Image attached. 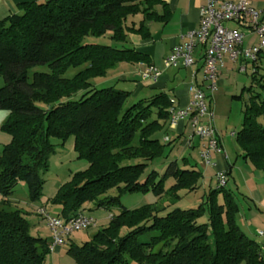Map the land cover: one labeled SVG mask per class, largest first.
Segmentation results:
<instances>
[{
    "label": "trees",
    "instance_id": "16d2710c",
    "mask_svg": "<svg viewBox=\"0 0 264 264\" xmlns=\"http://www.w3.org/2000/svg\"><path fill=\"white\" fill-rule=\"evenodd\" d=\"M18 10L0 21V77L5 83L0 110L9 113L1 131L10 137L0 154V264H45L48 241L30 234L25 214L9 199L21 181L31 201L40 199L42 174L56 150L52 139L63 146L73 138L77 160L88 163L53 198L65 220L85 214L89 204L95 209L119 206L129 193L174 200L182 191L195 190L202 175L172 162L161 177L156 171L144 177L163 152L154 135L161 122L169 121L167 93L124 109L130 93L92 89V81L119 63H149L126 44L132 34L149 39V25L168 20L163 0H46L20 4ZM88 38L107 43H86ZM38 66L47 72L30 76ZM71 68L81 70L65 78ZM257 75L256 67L252 81L260 92L243 90L248 103L235 140L243 158L264 174V125L259 122L264 119V77ZM169 178L174 184L165 189ZM111 191L116 195L110 196ZM205 205L164 216L150 206L122 209L90 242L71 245L67 253L77 264H264L260 245L237 224L231 192L225 187L211 190Z\"/></svg>",
    "mask_w": 264,
    "mask_h": 264
},
{
    "label": "rangeland",
    "instance_id": "374dc122",
    "mask_svg": "<svg viewBox=\"0 0 264 264\" xmlns=\"http://www.w3.org/2000/svg\"><path fill=\"white\" fill-rule=\"evenodd\" d=\"M86 43H107L103 40H95L88 38ZM257 43L256 38L252 41ZM256 65L247 64L245 73H239L236 70L239 67H233L231 70L225 68L220 80L222 81V86H217L213 93H210V100L212 113L214 115V126L218 130L224 141V147L226 153L230 157V163L238 161L236 167H245L243 159L242 149L240 144L235 140L236 138L230 137L232 132H239L241 130L243 121V111L245 105L248 103V95L246 92L243 93V98L240 97L243 90L252 87L255 92H260L258 86L252 81V75L257 67L258 75L257 79L264 77V54H260ZM240 61V60H239ZM242 64V63H241ZM240 64V66H241ZM242 66H244L242 64ZM81 69L71 68L64 75L65 78H73ZM114 71L110 70L105 77L98 78L92 81V89H103V88H114L115 90H121L130 93L127 101H125L124 109L129 108L133 104L140 100L149 99L156 92L148 91L144 85H142L139 76L136 74V67L129 65L126 67L122 65ZM33 72H47L45 67H35L31 70L30 76ZM121 72L128 73L125 81H121L118 75ZM5 85L4 80L0 77V88ZM140 93V94H138ZM138 95V96H136ZM151 95V96H149ZM79 95L75 97L77 100ZM233 97H236L233 98ZM9 116L6 111L0 110V154L6 144L9 143L10 137L1 131V126L5 123ZM259 122L264 125V119L260 118ZM162 129L154 135V138L159 140V143L163 145L162 155L157 159L153 160L145 170L144 177L147 176L151 171H156L161 177L165 173V169L172 163L176 162L178 168H190L193 167L196 171L200 172L202 178L200 184L193 191H182L178 194L179 198L172 199L170 196L158 197L152 193L142 194V193H129L122 196L119 199V206H114L111 208H101L95 209L93 205H87V210L85 214L92 217L95 221L94 225L87 230L75 231L66 240L65 244L60 248H55L54 251H50V254L46 257L45 264H77L72 256H70L67 251L71 245L82 246L87 242L92 240V237L101 229L107 227L109 221L113 216L119 214L122 209L133 211L139 210L142 207L150 206L152 209L156 210L160 216H164L170 211L180 209L181 210H195L201 206H206V198L211 190L217 189V182L214 176V169L212 166H207L201 158L202 143H199L197 139L193 140L194 148L189 149V152L184 155L187 162H184L179 155H181L184 150L183 140L176 139L175 129L170 127L167 122H161ZM169 140L170 143H166ZM52 144L56 145L55 153L49 158L48 170L46 173L42 174L44 180V188L42 191V196L39 200L31 201L29 189L27 184L23 181L16 184L13 189V193L9 201L17 206V209L21 210L25 214V218L31 225L30 234L33 237H40L46 239L49 243V250L52 244L53 236L50 230L46 226L45 219L41 214H38L39 209H45L48 214L53 217H57L60 214L61 207L53 203V198L56 196L58 190L65 183L69 182L73 175L76 173H82L88 169V163L84 160H77V154L74 150L73 138H69L63 146L60 145V141L52 139ZM239 157V158H238ZM137 161H130L128 164H135ZM138 163V162H137ZM214 158L212 159V164H214ZM249 167L253 165L248 162ZM239 176L235 173L227 182L225 189H231L235 192L236 188L234 186V181L236 182ZM211 179V182H210ZM174 184L173 180L169 178L166 180L165 189H169ZM245 191V190H244ZM242 193V192H240ZM110 196H115V191H111ZM237 195V194H236ZM235 195V200L241 207V213L245 212V204L240 199V197ZM0 195V201H1ZM219 203H222V197H219ZM243 210V211H242ZM206 215L200 220V222H206ZM245 233V232H244ZM248 235V234H246ZM249 238L255 240L253 237ZM161 245L154 251L159 250Z\"/></svg>",
    "mask_w": 264,
    "mask_h": 264
},
{
    "label": "crops",
    "instance_id": "0c3cea01",
    "mask_svg": "<svg viewBox=\"0 0 264 264\" xmlns=\"http://www.w3.org/2000/svg\"><path fill=\"white\" fill-rule=\"evenodd\" d=\"M46 0H0V21L19 13L18 6L23 3L30 2H43ZM167 5L169 11L168 20L163 23H151L149 25L151 37L149 39H142L138 35H128V42L126 47L133 48L135 51L146 55L149 59V63H137V64H127L119 63V67L125 65L128 67L132 65L136 67V74L139 76L143 87L148 91L165 92L168 94L170 99H175L178 108L187 109L193 100V94L190 91V87L195 86L202 89L207 96V104L211 111L210 92L207 90V85L204 82L202 73V54L203 47L197 46L193 53L194 65L189 68H172L165 65V58L171 53L173 47L177 45H182L186 42L185 36L189 32L195 31L199 26L200 21V9L206 5L207 0H163ZM218 2H233L237 3L240 1H247L251 6L257 9L261 13V20L264 21V0H214ZM159 15L161 14V8H158ZM255 37H248L245 41V47H249L253 44L252 42ZM240 60V59H239ZM237 60L233 63L228 59L224 60V65L220 71V76L217 81V86H222V81L220 80L225 68L231 70L233 67H239L236 69L239 73H245L246 65L249 64L243 60ZM244 66H242V64ZM241 64V66H240ZM254 65L253 63H250ZM148 66H153L160 72V76L156 82L150 79H144L143 74L148 68ZM255 66V65H254ZM117 66L113 69H115ZM128 73L121 72L118 78L121 81H125ZM216 90V89H215ZM140 94V93H138ZM138 96V95H136ZM151 96V95H149ZM153 96V95H152ZM151 96V97H152ZM243 96V91L240 95ZM236 99V97H233ZM213 114V113H212ZM214 120V115H213ZM170 127V121L167 122ZM214 126V123H213ZM176 132V139L183 140L184 150L182 151L181 159L183 160L184 155L189 152V149H193L194 143L189 141V137L192 135V127L189 120L178 124L176 127H172ZM215 128V127H214ZM216 130V129H215ZM218 135V142L221 148L220 153H214V164L212 167L214 169V176L216 177L217 172H226L227 182L236 173L239 178L234 181V186L236 188L235 192L231 189L234 201L235 195L240 197V199L245 204V212L241 213V207L236 202L238 206L237 224L242 232L248 234L255 239V241L260 245L262 252H264V174L256 170L254 167H249L248 160L243 159L245 167H236L237 160L234 163H230V157L225 151L224 141L216 130ZM230 137L236 138V133L232 132ZM166 143H170L166 140ZM239 158V157H238ZM211 182V179H210ZM227 184V183H226ZM227 190V189H226ZM245 190V191H244ZM242 192V193H240ZM243 211V210H242ZM58 216V215H57Z\"/></svg>",
    "mask_w": 264,
    "mask_h": 264
},
{
    "label": "built area",
    "instance_id": "2783aa9c",
    "mask_svg": "<svg viewBox=\"0 0 264 264\" xmlns=\"http://www.w3.org/2000/svg\"><path fill=\"white\" fill-rule=\"evenodd\" d=\"M248 37H255L257 43L245 47ZM186 42L173 47L171 53L165 58V65L172 68H189L194 65L193 53L197 46L203 47L202 73L207 90L213 93L217 87L220 71L224 60L235 63L243 60L254 63L264 54V21L261 13L253 8L247 1L218 2L207 0L206 5L200 9L199 26L195 31L185 36ZM160 72L153 66H148L143 74L144 79L156 82ZM193 94L187 109H180L175 99H170L169 121L172 127L189 120L192 135L188 142L197 139L202 143L201 158L205 165L214 167L212 159L214 153H220L218 135L213 127V114L211 113L205 92L195 86L190 87ZM217 188H224L227 183L226 172H217ZM45 219L46 226L53 236L50 251L60 248L69 236L75 231L87 230L95 223L92 217L79 215L68 220L60 216H51L45 209H39Z\"/></svg>",
    "mask_w": 264,
    "mask_h": 264
}]
</instances>
